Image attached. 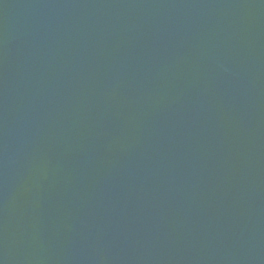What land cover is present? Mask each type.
<instances>
[{"label": "water", "instance_id": "obj_1", "mask_svg": "<svg viewBox=\"0 0 264 264\" xmlns=\"http://www.w3.org/2000/svg\"><path fill=\"white\" fill-rule=\"evenodd\" d=\"M0 264H264V0H0Z\"/></svg>", "mask_w": 264, "mask_h": 264}]
</instances>
